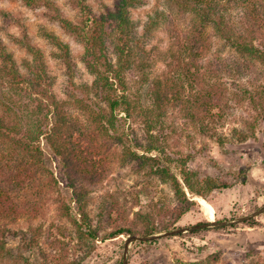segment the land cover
Instances as JSON below:
<instances>
[{
    "label": "rangeland",
    "instance_id": "obj_1",
    "mask_svg": "<svg viewBox=\"0 0 264 264\" xmlns=\"http://www.w3.org/2000/svg\"><path fill=\"white\" fill-rule=\"evenodd\" d=\"M44 1L53 7L0 0V46L23 74L31 60L25 44L40 49L48 85L83 127L73 125L59 136L74 157L69 171L46 136L42 137L45 165L53 175L48 174L47 192L36 205L39 209L27 208L2 227L7 231L0 236V264H264V109L260 105L264 103V67L259 66L251 78L238 80L208 68L203 81L194 65L204 62H196L185 50L193 18L175 11L167 0H136L129 10L130 39L123 38L133 49L125 71L129 111L121 107L109 135L95 139L98 133L88 130L90 112L83 104L109 117L107 102L101 92L89 89L95 75L85 63L83 42L65 33L55 19L61 15L78 22L80 13L70 0ZM116 1L87 0V5L95 15L107 18L115 11ZM208 35L213 36V31ZM121 37L116 22L108 20L105 52L112 64H116ZM258 38L256 44L261 47ZM223 44L217 42L212 53ZM225 49L222 56L228 57L231 50ZM193 77L198 78V87L223 89L218 96L221 107L197 102ZM8 80L0 71V110L15 120L37 124L36 103L23 96L10 100ZM131 152L161 158L195 204H187L171 185L151 176V164L138 169L139 161L131 158ZM186 172L191 173L189 184L195 189L205 190L208 180L231 187L198 196L187 188ZM203 200L211 205L210 214ZM82 205L93 229L101 230L94 244L81 240L70 221ZM253 219L256 226L245 224ZM208 222L226 225L167 235ZM151 228L155 233L148 237L156 238L131 239L144 238ZM118 229L132 233L105 239Z\"/></svg>",
    "mask_w": 264,
    "mask_h": 264
},
{
    "label": "trees",
    "instance_id": "obj_2",
    "mask_svg": "<svg viewBox=\"0 0 264 264\" xmlns=\"http://www.w3.org/2000/svg\"><path fill=\"white\" fill-rule=\"evenodd\" d=\"M22 1L27 5L47 4L53 7L51 2L44 0ZM167 1L175 11L193 18L192 26L186 33L185 50L196 62H204L198 65L193 64L195 72L201 74L200 79L205 80L208 68L218 72L219 75L232 76L234 80H238L248 76L251 78L260 71L259 66L264 67V0ZM70 3L80 13L78 22L70 21L61 15H56L55 19L58 20L65 33L83 42L85 63L95 75V81L89 89L101 92L103 99L107 102L109 117L102 116V114L92 111L89 105L83 104V109L90 112L87 121L88 130L93 134L98 133L95 134L97 135L95 139H101L105 135H109L110 124L117 111L121 107L129 111L125 71L131 63L133 49L125 39L123 41V38L130 39L132 26L129 21V10L135 5L136 0H117L115 11L110 12L107 18L95 15L87 5V0H70ZM108 20L116 22L117 30L122 36L119 41H123L116 46V64H112L108 60L105 52V29ZM254 25L258 28H255ZM209 30L213 31V36L208 35ZM257 37L261 40V47L256 44ZM213 38L215 39L213 40ZM219 41L224 42L223 46L215 49L212 53ZM25 45L27 52L31 55V60L26 63L24 74L19 70L12 55L0 46L2 62L0 71L9 78L7 83L9 99L11 100L14 96L30 98L31 102L36 103L39 120L37 124H31L27 120L22 121L16 117L20 120L19 122L11 118V113L0 110V236L2 238L7 231L2 227L12 222L27 208L38 210L36 205L47 192L46 181L50 180L49 176L52 177L53 174L45 165L44 153L40 146L42 137L46 136L48 145L60 157L69 171L73 168L70 159L74 157L68 152L65 138L60 139L59 136L73 125L79 124L83 127V123L67 109L66 102L58 101L48 85V76L41 50L30 44ZM226 47L230 48L231 53L228 57H223L222 54ZM190 81L198 87V78L193 77ZM220 91L222 94L224 93L223 89L202 84L198 87L197 102L201 101V106H208L215 102L217 107H221L222 99L221 96L218 97L221 95ZM257 94L261 97V94ZM157 99V101L162 100L161 98ZM260 105L264 109V103H260ZM157 106L161 107L159 103ZM195 117H192L193 121H195ZM147 123H149L148 129L151 131V122L147 120ZM87 136L90 139L93 138L89 134ZM242 136L244 139L248 138V134H242ZM131 155V158L139 161L138 169H145L147 165L151 164L149 165L151 166V176L171 185L178 197L187 204L191 206L195 204L187 198L178 177L171 173L168 166L161 164V158L147 157L132 152ZM184 175L187 188L198 196H203L205 193L203 191L212 193L231 187L227 183L219 184L208 180L205 190L195 189V186L189 184L191 173L186 172ZM68 176L72 179L71 174ZM105 209L109 208L105 207ZM188 209L187 207L182 213ZM179 217L180 215L177 219ZM70 221L81 240L89 241L91 244L96 243L101 230L93 229L92 220L84 205L78 208L77 216L70 217ZM256 223V220L253 219L245 224L254 227L257 225ZM125 233L131 234L132 232L118 229L107 234L105 239H114ZM154 233L153 228L148 229L144 237ZM0 243V255H2L3 243L2 241Z\"/></svg>",
    "mask_w": 264,
    "mask_h": 264
},
{
    "label": "water",
    "instance_id": "obj_3",
    "mask_svg": "<svg viewBox=\"0 0 264 264\" xmlns=\"http://www.w3.org/2000/svg\"><path fill=\"white\" fill-rule=\"evenodd\" d=\"M217 225H226V223H223V222H221V223H218V222H208L207 224L192 226V227H190V229H186V230L180 229V230H177L175 232H169L167 235H170V234L177 235L178 233L186 232V231H189V230H194V229L204 228V227H213V226H217ZM154 238H156V236L144 237V238L133 237L131 239H133V240H135V239L152 240Z\"/></svg>",
    "mask_w": 264,
    "mask_h": 264
},
{
    "label": "bare ground",
    "instance_id": "obj_4",
    "mask_svg": "<svg viewBox=\"0 0 264 264\" xmlns=\"http://www.w3.org/2000/svg\"><path fill=\"white\" fill-rule=\"evenodd\" d=\"M202 205L204 206V209L207 212V214H210L212 212L211 205L208 202L203 200Z\"/></svg>",
    "mask_w": 264,
    "mask_h": 264
}]
</instances>
